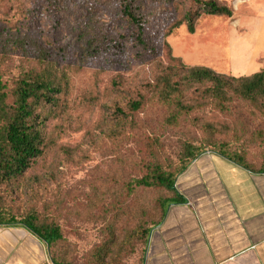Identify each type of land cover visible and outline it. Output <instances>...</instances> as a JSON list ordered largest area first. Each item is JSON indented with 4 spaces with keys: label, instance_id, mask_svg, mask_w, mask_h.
Instances as JSON below:
<instances>
[{
    "label": "rangeland",
    "instance_id": "374dc122",
    "mask_svg": "<svg viewBox=\"0 0 264 264\" xmlns=\"http://www.w3.org/2000/svg\"><path fill=\"white\" fill-rule=\"evenodd\" d=\"M218 1L232 7V16L204 14L196 21L194 33L183 24L164 38V28L184 13L190 1L147 0L146 32L160 47L163 60L167 41L173 55L189 66L204 65L233 76L264 70V0ZM75 29L88 37L123 35V49L89 60L72 77L67 113L49 125V131L57 132L54 146L24 177L0 185V206L20 214L34 204L50 205V212L59 217L70 264H96L91 252L108 239L111 227L116 233L113 264H144L147 244L141 237L125 243V233L141 220H151L154 205L168 195L165 190L136 184L146 172L147 140L157 138L162 158L178 168L187 143L204 146L205 134L195 123H227L230 130L217 135L213 148L206 147L216 154L221 145L242 150L261 168L264 116L235 99L228 111L208 106L169 125V105L150 96L154 63L137 57L135 28L123 15L120 0H0V76L12 85L16 75L35 64L23 49L8 46L4 38L20 36L58 47L67 43ZM141 93L146 101L130 113V103ZM116 106L128 113L119 126L113 114ZM149 226L152 233L158 225ZM11 228L19 241H25L21 227Z\"/></svg>",
    "mask_w": 264,
    "mask_h": 264
},
{
    "label": "trees",
    "instance_id": "16d2710c",
    "mask_svg": "<svg viewBox=\"0 0 264 264\" xmlns=\"http://www.w3.org/2000/svg\"><path fill=\"white\" fill-rule=\"evenodd\" d=\"M190 6L181 16L172 19L163 30V37L169 36L175 28L187 24L191 33L195 32L196 21L204 14L232 16L231 6L218 0H189ZM147 0H120L121 11L135 30L134 47L137 57L150 58L155 66L154 78L148 84L150 96L169 105L166 121L170 125L178 123L180 118L188 117L196 111L212 106L221 112L228 111L231 103L241 100L251 107L252 112L264 116V70L250 75L233 76L218 73L204 65L189 66L173 55L172 47L164 42L166 59L163 60L160 47L146 32L145 6ZM174 2V0H168ZM125 36L88 37L82 29H75L65 45L46 46L38 40L20 36L4 38L8 46L21 48L30 56L34 65L16 75L12 85L0 76V185H11L14 180L24 177L38 159L47 155L56 141V131H49L52 120L67 113L72 77L80 72L91 59L104 52H121ZM7 48V47H6ZM76 48V50H75ZM70 57H74L70 60ZM146 101L142 93L139 99L130 103V113L138 111ZM117 126L124 123L128 116L119 106L113 110ZM205 134L204 146L187 143L178 168L161 156L162 144L157 138L146 142L148 160L146 172L136 180L137 186L165 190L168 195L154 205L156 210L151 220H141L125 233L126 242L136 237L143 238L147 244L152 228L164 220L169 205L184 201L178 192L176 180L189 165L201 154L214 151L217 135L230 130L227 123L205 121L196 124ZM68 152V149H65ZM218 153L255 173H264V167L257 168L244 151H233L221 145ZM156 216L160 219L155 220ZM22 227L45 243L51 262L70 264L68 247L64 243L59 217L50 212V205L43 208L34 204L27 212L17 214L12 209L0 206V227ZM108 239L96 246L90 258L96 264H113L116 252L115 227L108 229Z\"/></svg>",
    "mask_w": 264,
    "mask_h": 264
},
{
    "label": "crops",
    "instance_id": "0c3cea01",
    "mask_svg": "<svg viewBox=\"0 0 264 264\" xmlns=\"http://www.w3.org/2000/svg\"><path fill=\"white\" fill-rule=\"evenodd\" d=\"M176 187L184 201L151 233L144 264H264V173L210 151ZM11 229L0 227V264H50L45 243L22 227L19 241Z\"/></svg>",
    "mask_w": 264,
    "mask_h": 264
}]
</instances>
